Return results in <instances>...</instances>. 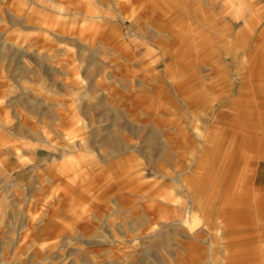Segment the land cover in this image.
I'll use <instances>...</instances> for the list:
<instances>
[{
    "label": "rangeland",
    "instance_id": "1",
    "mask_svg": "<svg viewBox=\"0 0 264 264\" xmlns=\"http://www.w3.org/2000/svg\"><path fill=\"white\" fill-rule=\"evenodd\" d=\"M264 255V0H0V264Z\"/></svg>",
    "mask_w": 264,
    "mask_h": 264
},
{
    "label": "crops",
    "instance_id": "2",
    "mask_svg": "<svg viewBox=\"0 0 264 264\" xmlns=\"http://www.w3.org/2000/svg\"><path fill=\"white\" fill-rule=\"evenodd\" d=\"M244 264H264V255L244 249Z\"/></svg>",
    "mask_w": 264,
    "mask_h": 264
}]
</instances>
